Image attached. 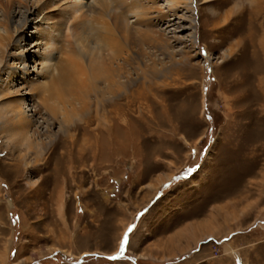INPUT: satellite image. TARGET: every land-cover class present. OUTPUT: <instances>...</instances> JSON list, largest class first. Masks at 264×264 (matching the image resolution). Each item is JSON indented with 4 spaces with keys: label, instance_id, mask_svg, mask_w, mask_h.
<instances>
[{
    "label": "rangeland",
    "instance_id": "rangeland-1",
    "mask_svg": "<svg viewBox=\"0 0 264 264\" xmlns=\"http://www.w3.org/2000/svg\"><path fill=\"white\" fill-rule=\"evenodd\" d=\"M59 64L82 100L32 92ZM17 104L0 264H264V0H0V119Z\"/></svg>",
    "mask_w": 264,
    "mask_h": 264
},
{
    "label": "bare ground",
    "instance_id": "bare-ground-1",
    "mask_svg": "<svg viewBox=\"0 0 264 264\" xmlns=\"http://www.w3.org/2000/svg\"><path fill=\"white\" fill-rule=\"evenodd\" d=\"M202 1L203 2H208L210 0H202ZM96 7H101V9H100V13H101V12L104 11L103 7H105V4H103L101 2H98L97 4H95V3L92 4V3H89V2L87 4V2H86V4H85L86 11L89 8H90V11H91V8L92 9L94 8V10H97ZM27 13H28V11H26V14ZM25 18H26V16H24V19ZM24 21H25L26 25L29 22L27 20V18ZM191 24L192 25L194 24V20L193 19L191 20ZM78 28H79V30H80V32L82 34L83 40L89 39L91 44H94V46L93 47L91 46V48L88 47V45H87V47L90 49V51L94 50L95 47H98V43L100 42L102 44L104 43V46L108 47V49L113 51V53L116 52L115 49H116L117 41H116V39H115V37L113 35L112 30L109 27H105L106 31H104V30H101V31L97 30L96 32L92 31L93 33H96V39L97 40L91 38V33L89 32V29L85 27V24L80 23L78 25ZM191 28L193 29V26ZM21 35L22 36L19 38L21 42L23 41V38H24V41H30L29 37H27L26 34H21ZM145 37H147V35H145ZM32 39H36V36L35 37L32 36ZM101 45L99 47V50L103 51V49H104L103 47L104 46H101ZM81 46H83V44ZM88 48H86V49H88ZM22 49H24V48H22ZM28 54H29V51L27 52V50H25V52H24V50H23L22 54H21V57L20 56L17 57L18 61H21L22 63H24V61H25V59H26ZM85 56H86V54H85ZM35 57H37V56L35 55ZM87 65H88V69H90V68L93 69V70L95 69V67H94L95 63L94 62H92V63L88 62ZM108 69H109V71H106V69H105V70H102L101 72H94L91 79H93V77L95 79H97L99 77H105V76L108 75V79L107 78L106 79H107V81L109 83L108 82L107 83H108V85L109 84L111 85V87L113 88V89L112 88L111 89L113 90V93H115L116 92L115 91L116 89L114 90V88H115L114 85L115 84H114V82L111 79V75H112V77H116L118 74L115 71H113L114 69H112V67L111 68L108 67ZM34 70H35V68H34ZM34 70H33V72H31L30 69L27 68V66L24 65L22 67V71H24L22 73V75L24 74L25 76L28 77L29 75H32L35 72ZM81 70H83V69H81ZM97 70H100V69L98 68ZM115 70H117V69H115ZM22 71L20 70V72H22ZM19 73H18L17 70H14L11 73V75H10V79L12 80V79L16 78ZM47 73H48V75H50V79L48 81H45L47 79L44 80L45 82L44 81L43 82H39L37 80H31V79L28 80V84L31 85L32 92L33 91H36V92L38 91L39 93L41 92V94H42L41 97H46L45 99H43L44 101H48L49 100L48 97H50V95H54L56 93L55 87L57 88V91H59L58 92L59 95H60V96H58L59 99L62 100L63 102L65 101L64 103H71L74 100H77V99H79V100L81 99L82 100L83 99V98H81V96H76L75 93H74V87L75 88L76 87L81 88V86H83V85L80 86V83H76L75 81L72 80V78H71L72 75L69 76L68 73H67L66 65H62V64L54 65L53 67L50 68V70ZM109 87H107V88H109ZM7 95L9 97L10 96L12 97V98L10 97L11 100L16 99V97H20V96H17V95L16 96L15 95L12 96L13 92H12V95L10 93H7ZM17 99H19V98H17ZM52 106L53 105H50V106L46 105V109L48 111L52 112L54 110ZM11 111L12 112H11L10 117H8V120H1L0 119V125L3 126V127L5 125H8V129L21 130L22 127L24 126L25 122L27 120H29V118H30L29 114H30L31 110L27 106L23 108L22 106H19L17 104L15 108L11 109ZM26 141H28V140H26ZM31 146H32V144L28 145V149H31ZM81 146L82 145H79V147H78L79 149H77L78 150L77 152L80 153V154L83 151V148H81ZM33 147L35 148L36 145L33 146ZM43 150H45V148H43Z\"/></svg>",
    "mask_w": 264,
    "mask_h": 264
}]
</instances>
